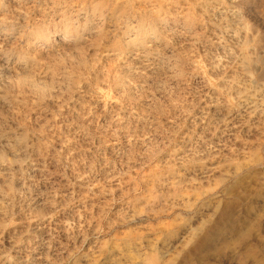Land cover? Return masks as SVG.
I'll return each instance as SVG.
<instances>
[{"label": "rangeland", "instance_id": "374dc122", "mask_svg": "<svg viewBox=\"0 0 264 264\" xmlns=\"http://www.w3.org/2000/svg\"><path fill=\"white\" fill-rule=\"evenodd\" d=\"M0 264H264V0H0Z\"/></svg>", "mask_w": 264, "mask_h": 264}, {"label": "bare ground", "instance_id": "6f19581e", "mask_svg": "<svg viewBox=\"0 0 264 264\" xmlns=\"http://www.w3.org/2000/svg\"><path fill=\"white\" fill-rule=\"evenodd\" d=\"M127 5V4H126ZM123 6V5H122ZM110 7V6H109ZM129 7V6H128ZM132 7V6H131ZM98 8V7H97ZM119 8V7H118ZM117 8V9H118ZM125 8H127V7H125ZM121 9V8H120ZM124 9V8H123ZM129 9V8H128ZM133 9V8H132ZM130 10V9H129ZM101 11V10H100ZM120 11H122V10H120ZM124 11V10H123ZM126 11H128V10H126ZM116 12V11H115ZM118 12V11H117ZM129 12V11H128ZM126 14V13H125ZM130 14V13H129ZM160 16V15H159ZM143 27V26H142ZM136 37V36H135ZM139 37V36H138ZM143 40V39H142ZM144 42V41H143ZM131 43V42H130ZM131 47H133V46H131ZM151 49V48H150ZM41 51V50H40ZM117 54V53H116ZM40 55V54H39ZM40 57V56H39ZM38 57V58H39ZM117 58V57H116ZM149 59V58H148ZM151 59V58H150ZM34 61H36V60H34ZM37 62H38V60H37ZM247 62V61H246ZM37 65V64H36ZM37 69V68H36ZM38 90H39V88H38ZM40 91V90H39ZM13 153V152H12ZM5 156H6V154H5ZM1 158H4V156H1ZM7 158V157H6ZM14 186V185H13ZM12 186V187H13ZM205 229V228H204ZM251 231V230H250ZM207 233V232H206ZM215 234V233H214ZM248 234H249V231L247 230V231H245V232H243L240 236H238L237 237V239H235V240H240L241 242H242V240H244V239H246L247 238V236H248ZM215 237V235H213L212 236V234H205L204 235V239L205 240H209V239H213ZM204 242V241H203ZM236 242V241H235ZM203 243L202 242H196V243H194V249L196 248V250H198V251H200V252H202L203 250H204V248H203ZM230 247V244H226V247Z\"/></svg>", "mask_w": 264, "mask_h": 264}]
</instances>
